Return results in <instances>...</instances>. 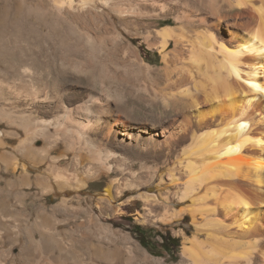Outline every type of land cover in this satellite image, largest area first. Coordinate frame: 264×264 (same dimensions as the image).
Segmentation results:
<instances>
[{"label":"bare ground","instance_id":"obj_1","mask_svg":"<svg viewBox=\"0 0 264 264\" xmlns=\"http://www.w3.org/2000/svg\"><path fill=\"white\" fill-rule=\"evenodd\" d=\"M137 1L142 18L158 20L166 10L181 26L197 19L207 28L205 35L187 41L177 34L178 27L157 32L160 52L171 41L175 55L182 54L183 43L190 51V67L183 66L185 61H163L166 79L160 89L174 114L158 122L130 121L118 99L71 84L56 102L30 92L41 117L24 127L25 135L43 127L46 134L52 127L86 151L74 158L72 172L55 174L53 188H65L66 194L60 205L93 220L81 194L89 181L105 177L107 187L97 201L101 210L136 193L149 214L161 209L162 221L190 218L193 237L182 232L180 264H264V0ZM205 11L210 17L202 15ZM221 29L227 30L226 38ZM3 83L1 97L19 93L20 87L6 91ZM59 151L52 145L48 153ZM51 158L67 167L64 155ZM21 166L26 172L28 164ZM158 178L156 188L163 187L164 194H150L147 189ZM47 233L48 239L38 241L29 234L43 264H122L117 256L77 255ZM199 233L204 241L197 239ZM141 260L156 264L146 256Z\"/></svg>","mask_w":264,"mask_h":264},{"label":"rangeland","instance_id":"obj_2","mask_svg":"<svg viewBox=\"0 0 264 264\" xmlns=\"http://www.w3.org/2000/svg\"><path fill=\"white\" fill-rule=\"evenodd\" d=\"M139 10L137 0H0V82L7 84L6 91L21 88L17 94L0 96V264H43L29 234L38 241L48 239L47 232L80 256H117L122 264H145L141 258L146 256L156 264H180L182 232L190 238L194 232L188 216L162 221L161 209L149 214L136 193L101 210L97 201L105 193V177L89 181L81 194L93 220L87 213L77 214L73 207L60 205L65 188L55 190L52 182L55 174L72 172L74 158L86 151L61 130L50 127L45 134L43 127L29 136L24 130L41 117L30 92L56 102L71 84L79 91L94 89L101 97L118 99L121 114L130 121L158 122L174 114L160 89L166 79L163 61H185L183 66L190 67V51L183 43L182 54L175 55L171 41L160 52L157 32L178 27L177 34L187 41L205 35L207 28L197 19L181 26L166 10L158 13L155 23L154 17H140ZM202 15L210 17L206 11ZM219 31L226 38L227 30ZM52 145L61 151L48 153ZM59 155L68 159L66 168L51 158ZM22 162L28 164L26 172ZM159 180L148 187L150 194H164L163 187L156 188ZM136 225L147 231L143 240L157 242L153 251L140 242ZM161 235L179 239L180 246L164 250ZM197 239L204 241V233Z\"/></svg>","mask_w":264,"mask_h":264},{"label":"trees","instance_id":"obj_3","mask_svg":"<svg viewBox=\"0 0 264 264\" xmlns=\"http://www.w3.org/2000/svg\"><path fill=\"white\" fill-rule=\"evenodd\" d=\"M134 231L139 235L138 238L144 247H146L150 251H153L156 248L155 247V245L157 244L156 241L148 242V241L143 240V235L146 234L147 231L143 230L142 227H140L139 225H136L134 227ZM161 236H162V241L159 243V245L164 250L171 252L174 248H177L180 246L179 239L170 238V237H167L164 235H161ZM171 246H172V248H171ZM168 247H170V248H168Z\"/></svg>","mask_w":264,"mask_h":264}]
</instances>
